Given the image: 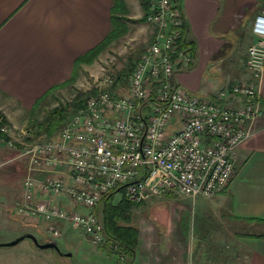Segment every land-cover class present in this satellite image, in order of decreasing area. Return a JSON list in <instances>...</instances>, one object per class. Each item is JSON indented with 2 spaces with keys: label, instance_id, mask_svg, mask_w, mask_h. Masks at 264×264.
<instances>
[{
  "label": "built area",
  "instance_id": "2783aa9c",
  "mask_svg": "<svg viewBox=\"0 0 264 264\" xmlns=\"http://www.w3.org/2000/svg\"><path fill=\"white\" fill-rule=\"evenodd\" d=\"M150 37L127 77L125 88L102 89L67 117L52 137L27 141L12 134L0 116V142L25 162L22 215L46 227V240L66 227L105 242L97 207L112 190L139 204L166 193L211 198L224 190L235 169V151L263 115L258 84L264 69V14L251 24L253 41L245 65L251 75L232 85L242 100L229 106L180 86L176 72L189 68L179 46L185 22L175 0H148ZM115 80L106 75L109 87ZM88 209L80 212L77 207ZM109 248L124 257L117 244Z\"/></svg>",
  "mask_w": 264,
  "mask_h": 264
},
{
  "label": "crops",
  "instance_id": "0c3cea01",
  "mask_svg": "<svg viewBox=\"0 0 264 264\" xmlns=\"http://www.w3.org/2000/svg\"><path fill=\"white\" fill-rule=\"evenodd\" d=\"M179 2L196 49L195 65L177 74L179 83L191 93L211 87V98L240 105L231 88L251 79L247 47L264 0ZM112 5L113 0H0V111L32 113L55 97L75 59L109 33ZM258 91L263 115L236 149L227 187L211 198L166 193L137 204L144 206L137 244L125 264H264V69Z\"/></svg>",
  "mask_w": 264,
  "mask_h": 264
},
{
  "label": "rangeland",
  "instance_id": "374dc122",
  "mask_svg": "<svg viewBox=\"0 0 264 264\" xmlns=\"http://www.w3.org/2000/svg\"><path fill=\"white\" fill-rule=\"evenodd\" d=\"M128 1L131 3V8L127 4L128 13L125 16L128 18L126 21L127 32L114 40L91 64H84L81 71L78 69L75 79L61 86L55 97L39 104L37 110L32 113L18 111L11 116L0 111L1 117L8 122L14 136L21 130H25L27 132L25 140L27 141L50 138L44 131L48 110L70 102L79 92L95 91L89 94V98L100 90L107 89L108 86L104 82L105 76L113 75L115 77L118 72L126 71L137 56L141 55L148 41L149 29L146 21L138 20L143 12L139 9L137 0ZM139 3H141L140 0ZM192 63L195 65V61ZM179 73L180 71L176 72V80L182 86L177 77ZM121 81L116 87L123 89L126 86V80L121 79ZM210 89L211 87L203 86L194 94L211 98ZM71 112L70 110L67 117L72 114ZM63 122L60 123L52 136L59 131ZM25 174L24 160L18 156L15 150L0 142V242L10 241L25 233L34 234L41 243L46 242L45 225L31 216L22 215L17 207L21 199L20 185ZM121 196L122 191H117L114 194V200H119ZM143 207L132 204L129 223L136 229L140 216L139 211ZM77 208L83 213L88 211L82 206ZM56 242L63 254H58L51 248H38L28 238H24L13 246L0 247V264H125L127 261V258L122 260L114 251L113 254H108L100 245L92 244L87 236L69 227L65 228L63 236L58 237ZM66 253H70V255Z\"/></svg>",
  "mask_w": 264,
  "mask_h": 264
},
{
  "label": "trees",
  "instance_id": "16d2710c",
  "mask_svg": "<svg viewBox=\"0 0 264 264\" xmlns=\"http://www.w3.org/2000/svg\"><path fill=\"white\" fill-rule=\"evenodd\" d=\"M140 2L143 15L138 20L146 21L149 3L148 0H140ZM175 2L176 5L180 6L179 0H175ZM127 13L128 9L125 0H113L111 10V29L109 33L100 41L98 45L75 59L74 71L66 83L75 79L77 70L81 68L83 64H91L114 40L120 38L127 32L128 27L126 25V21L128 18L125 17ZM181 30L182 36L179 41V46L186 49L193 57V61H195L196 49L193 41L187 38L186 22H184ZM139 57L140 56H137L136 60L132 62L126 71L117 73L114 82L109 85V89L116 88V86L122 82V78H120V76L125 77L128 73H130L134 63ZM193 65L194 64L192 63L190 68L193 67ZM94 92L95 91L79 92L71 99L70 102L48 110L44 124V131L48 133V136L51 137L55 133L58 126L65 120L70 110L72 111L71 113H73L79 107L84 106L89 94ZM0 116H2L1 113ZM115 193L116 189L107 193L101 199L100 204L97 207V210L100 213V218L104 224L103 235L105 237V243L101 247L108 254H113L114 252L109 248V245L115 243L126 255V258L130 260L137 244V229L129 223L131 220V209L133 203L126 201L124 198H120L115 201Z\"/></svg>",
  "mask_w": 264,
  "mask_h": 264
},
{
  "label": "water",
  "instance_id": "95a60500",
  "mask_svg": "<svg viewBox=\"0 0 264 264\" xmlns=\"http://www.w3.org/2000/svg\"><path fill=\"white\" fill-rule=\"evenodd\" d=\"M24 238L30 239L31 242L38 248H51V249L55 250L58 254H63L61 252L56 240L49 239V240H46V242L41 243L37 240L35 235L32 233H25V234H22V235L14 238L10 241L0 242V247L13 246V245L17 244L18 242H20L21 240H23ZM66 254L70 255V253H66Z\"/></svg>",
  "mask_w": 264,
  "mask_h": 264
}]
</instances>
